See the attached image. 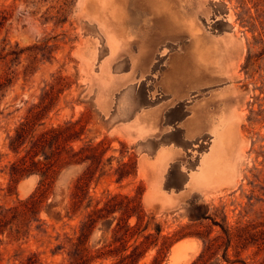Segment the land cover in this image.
I'll return each instance as SVG.
<instances>
[{
  "label": "rangeland",
  "instance_id": "rangeland-1",
  "mask_svg": "<svg viewBox=\"0 0 264 264\" xmlns=\"http://www.w3.org/2000/svg\"><path fill=\"white\" fill-rule=\"evenodd\" d=\"M13 51L0 213L41 180L12 174L22 121L62 160L37 210L0 225V264H113L141 243L137 264H191L210 243L207 264L264 261V0H0ZM187 113L204 126L191 139Z\"/></svg>",
  "mask_w": 264,
  "mask_h": 264
},
{
  "label": "trees",
  "instance_id": "trees-1",
  "mask_svg": "<svg viewBox=\"0 0 264 264\" xmlns=\"http://www.w3.org/2000/svg\"><path fill=\"white\" fill-rule=\"evenodd\" d=\"M5 49V48H4ZM3 49V51H4ZM11 53L3 54L0 53V59L4 61ZM3 85V82L0 81V86ZM33 123L28 118H26L24 121H22L15 129L14 135H9L10 143L9 146L11 149L15 150V152L19 153L20 148L23 147L26 143L29 141L32 143L31 148L26 150V154L22 155L19 160L12 163V174L13 175H22V174H33L37 173L41 175V180L38 186V189L36 192L30 196L25 201H22L19 206H15L13 208L7 209L6 212L0 213V225L4 221L7 220V215L9 212H16L15 215H18V212H20L22 215L27 216L28 213H33L37 210L38 203H41L42 196L45 192H47L50 188V182L51 178H53V174L56 172V167L58 164L61 163V152L62 151H54L51 149V151L46 150L48 146V134L49 132L45 131L41 133L40 135H36L34 133ZM57 130V131H56ZM61 128L54 129L55 132H61ZM68 155L75 156L77 154V151H75L73 148L67 151ZM43 156L42 158L40 156ZM41 190V195L37 196V192ZM14 219H18L17 216ZM158 233H160V229L158 228ZM124 235L128 234V232L131 231V228L126 226ZM17 232H20V229H17ZM118 240H115L113 242H110L109 244L105 245V247L98 250L99 254H104L106 252H113V246ZM76 245V248L79 250L80 245L82 242L80 240L77 243H74ZM212 244H206V247L204 251L200 254V256L193 261L191 264H207V260H205V251L207 249H210ZM142 248L141 244H135L133 247V250L130 254L125 255L121 260L114 262L113 264H128L127 260L129 258H135L134 262L132 264H137L142 255L143 252H140L139 250ZM128 248H125L127 250ZM83 250H86L83 248ZM140 252V253H139ZM139 253V255H137ZM237 261H232L229 264H235ZM243 264H248L246 261H241ZM259 264H264V261L260 262Z\"/></svg>",
  "mask_w": 264,
  "mask_h": 264
},
{
  "label": "crops",
  "instance_id": "crops-1",
  "mask_svg": "<svg viewBox=\"0 0 264 264\" xmlns=\"http://www.w3.org/2000/svg\"><path fill=\"white\" fill-rule=\"evenodd\" d=\"M193 106V105H191ZM191 106L184 107V110L188 111L191 109ZM199 111V108L196 109ZM190 112V111H189ZM178 127L182 128L185 132L186 139L195 138L199 136L204 130V126L201 120L198 119V116H194L191 113H187L181 121L178 123ZM213 132V129H212ZM211 151V150H210ZM161 152H167L166 149H163ZM160 152V153H161Z\"/></svg>",
  "mask_w": 264,
  "mask_h": 264
},
{
  "label": "bare ground",
  "instance_id": "bare-ground-1",
  "mask_svg": "<svg viewBox=\"0 0 264 264\" xmlns=\"http://www.w3.org/2000/svg\"><path fill=\"white\" fill-rule=\"evenodd\" d=\"M218 130H219V129H218ZM218 130H215V129H214V131H216V132H217ZM220 134H221V133H220ZM209 165H210V164H209ZM209 165H207V166H209ZM208 168H210V167H208ZM208 168H207V169H208ZM210 169H211V168H210ZM210 169H209V170H210ZM209 170L206 171V169H205V172H208ZM210 172H211V171H210ZM210 172H209V173H210ZM180 247H181V246H180ZM176 250H178V249H176ZM186 256H187L186 254H183L182 258H185ZM182 260H183V259H182Z\"/></svg>",
  "mask_w": 264,
  "mask_h": 264
}]
</instances>
